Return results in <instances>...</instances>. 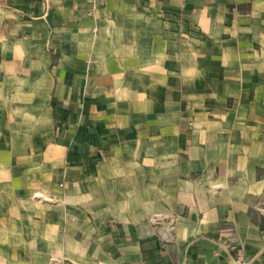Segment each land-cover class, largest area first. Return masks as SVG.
Returning a JSON list of instances; mask_svg holds the SVG:
<instances>
[{
    "label": "crops",
    "instance_id": "0c3cea01",
    "mask_svg": "<svg viewBox=\"0 0 264 264\" xmlns=\"http://www.w3.org/2000/svg\"><path fill=\"white\" fill-rule=\"evenodd\" d=\"M264 264V0H0V264Z\"/></svg>",
    "mask_w": 264,
    "mask_h": 264
},
{
    "label": "built area",
    "instance_id": "2783aa9c",
    "mask_svg": "<svg viewBox=\"0 0 264 264\" xmlns=\"http://www.w3.org/2000/svg\"><path fill=\"white\" fill-rule=\"evenodd\" d=\"M219 236L222 247L231 251H236L234 262L243 264V253L234 242V231L232 229H224L220 231Z\"/></svg>",
    "mask_w": 264,
    "mask_h": 264
}]
</instances>
